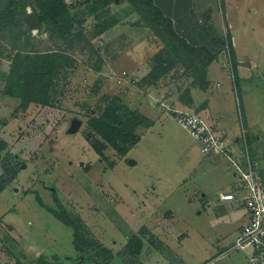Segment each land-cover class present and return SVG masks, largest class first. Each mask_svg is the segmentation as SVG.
Returning <instances> with one entry per match:
<instances>
[{"label": "rangeland", "instance_id": "1", "mask_svg": "<svg viewBox=\"0 0 264 264\" xmlns=\"http://www.w3.org/2000/svg\"><path fill=\"white\" fill-rule=\"evenodd\" d=\"M14 1L20 11L38 9L37 0ZM147 1L116 0L103 6V0H66L74 18L67 35L46 29L28 33L23 24L0 14V190L8 189L0 195V214L14 209L8 218L16 222L18 217L56 254L32 250L33 243L17 246L11 240L15 229L0 217V264H249L243 252L224 254L237 238L236 225L217 226L206 214L211 208V215H217L216 206L229 214L235 211L218 202L225 187L206 198L201 193L205 188L196 187L199 192L191 202L178 196L167 199L159 211H176L170 226L163 223L167 214L157 215V206L145 193L157 182L151 171L159 163L167 182L161 193L167 195L185 173L176 170L179 164L188 161V170L203 160L199 145L177 123L175 113L177 102H191V90L206 89L211 67L223 73L211 75L209 90L217 94V83L229 87L237 120L240 96L231 86L236 55L241 60L237 63L251 64V80L264 89V0H152L163 14L155 22ZM8 2L0 0V13ZM167 20L191 50L183 51L180 40L156 36L152 26L160 23L157 29L166 32ZM114 22L99 34L100 24ZM216 38H231L233 52L215 43ZM48 54L62 60L46 82L47 96L41 99L47 102L28 103L30 93L20 88L18 77L10 79L12 69ZM210 57L214 61L208 65ZM251 80L242 89L254 90ZM7 86L16 97L6 93ZM260 94L256 100L263 102ZM256 103L251 97V104ZM120 107L123 125L132 124L124 126L118 138L123 152L111 146L112 134L106 132L104 138L93 122L109 108ZM189 108L201 114L202 107ZM77 120L83 122L81 130L67 134ZM127 135L130 142L125 141ZM219 158L226 180L236 181L226 159ZM144 202L157 213L144 215ZM47 210L72 220L77 237L73 227L58 223ZM22 233L18 236L24 239ZM180 236L188 240L179 244ZM166 238L181 257L170 252Z\"/></svg>", "mask_w": 264, "mask_h": 264}, {"label": "crops", "instance_id": "2", "mask_svg": "<svg viewBox=\"0 0 264 264\" xmlns=\"http://www.w3.org/2000/svg\"><path fill=\"white\" fill-rule=\"evenodd\" d=\"M236 57H237V61H241L239 60L237 55ZM249 70H250L249 68L240 67L237 64V73L240 78V83L238 84V86H236V84L231 80L232 89L235 92H237V89H238L237 93L240 96V99H236V102L238 103L239 111H241V120L240 119L237 120L236 115L234 113L233 97H232V92L229 89V87L225 89L223 85H221L220 83H217V86L215 87V89L217 90V94L214 93L215 92L214 88H211L209 90V88L212 87L211 86L212 80L210 78L211 75L217 76L223 73V71H212V67L210 68L209 74L207 76L208 85L206 89L203 92L196 91L194 89L191 90L190 91L191 102H189L188 104H183V105L182 104L179 105L177 102L176 108L178 107L177 108L178 111L190 112V111H195V110L189 107H192V108H196L198 106L202 107L201 111L199 112L201 113L200 115L209 119V121L212 123V126L216 129L218 134L221 135L223 139L225 140V142L230 146V150L233 153V155L238 158H240L242 155L240 137L245 132L246 136L248 137V142H249L251 153L254 156L255 160L259 163L261 167V176L264 179V101L258 102L256 100V98H258L257 97L258 94L261 95L260 93L262 92L264 93V89L259 88L258 86L259 82H256L257 80L255 79L251 80ZM225 73L227 74V72ZM249 80L252 81V83L250 84L254 88V90L242 89V85L248 84ZM224 90L228 91V96L226 95V97L224 94ZM251 97L257 102L256 105L251 104ZM223 98H224V101L222 100ZM193 106H196V107H193ZM232 112L234 113V115H230L232 114ZM150 129L143 135L142 140L145 137V135L150 131ZM235 143L236 145H234ZM201 153L203 156V160L197 162L195 165H191V167L188 170H186V167H184L188 163V161L183 164H179V168L176 170H179V171L185 170V173L183 174V177L178 174V176L182 178L181 181L178 183L176 190L175 189H174L175 191L172 190L167 195L166 194L162 195L161 193V186L167 183V182L165 183L166 177H165V174L161 170V164L159 163L157 168L155 167L153 168V171H151V177L157 180V182L153 183L151 186L152 187L151 190L147 191L145 194L147 197H151V199H153L152 203H155V205L158 208V211H159V207L161 208L162 203H166L165 201H167V199L169 198L172 199L174 196H178L177 199H179L180 201H184V202L190 201L191 202L192 198H195L196 193L199 192L194 189L196 187L199 189L202 187L205 188V191H201L202 196L204 198H206L207 195L209 196V195L218 194L217 191H219L223 187L227 189L226 192L232 191L234 189L235 180H226V177H225L226 173L224 171L225 169L222 168L221 165H218L219 162L217 158L219 157L215 155L206 156L202 152V149H201ZM226 165H227V170L230 171L228 161ZM168 182L169 184H171V181H168ZM10 184L11 183H9V185ZM9 185H7L6 187H9ZM188 187L190 188L188 189ZM7 190H8L7 188L2 189L0 191V195L4 193V191H7ZM210 203L213 204V201H210ZM219 204L221 205L220 202ZM226 204L233 207L235 211H232L229 214L228 213L229 211H227L226 209H222L220 206H216L213 209H217L218 213L214 212L217 215H211V210H212L211 208H208L206 214H209L208 217H211L214 220V222L217 224V226L236 225L234 229V232H235L234 234L238 236L237 232L239 234L242 226L246 222V219H247L246 212L243 208L239 207L235 203H226ZM226 204L222 203L221 206L225 207L224 205ZM42 205H43L42 208H47L44 204ZM151 208L152 206L150 204L145 203V205L142 206L141 211L144 215L146 214L154 215L155 213H157V212L151 213V210H150ZM14 211H15L14 209H10V210L3 212L2 215L0 214V217L6 223L8 222L11 228L15 229V231L11 232L12 234L11 240L13 241V243H15L17 246L19 243L20 245H23V244L30 245L33 243L36 248L32 247L31 248L32 250H35V251L38 250L39 253L42 250H43L42 253L46 251L51 252L48 250L47 246L44 244V242L41 239H36L34 237V234L32 233V231L29 229L27 224L22 222V220H19V218L17 217V219L19 220V221L18 220L16 221L18 223L17 224L14 221L15 220L14 217L8 218V215L10 213H13ZM50 213L52 214V212ZM163 213H166L167 216L169 217L167 221L163 220V223H167L168 226L172 225L173 219H175V217L177 216L176 211L171 210L168 207V209L164 210L163 212L159 211L157 215H160V214L163 215ZM199 214L202 215L201 212ZM52 216L54 217L55 221L63 224L64 226H67L66 224H64V222L59 220L54 214H52ZM21 218L23 219V217ZM239 221L241 222L239 223ZM161 223H162V220H161ZM29 225H31V223H29ZM166 228L169 230V227H166ZM165 231H166L165 236L168 237L169 232H167V230ZM24 232L26 233L25 235L26 237L24 239H21L18 235L21 233L25 234ZM186 237L187 236H184V237L180 236L179 244L186 242V240H188V238ZM166 241L168 242V249L170 250V252H174V255L177 256V258L181 257L178 253V250L174 251V249L171 247L170 239L166 238ZM242 252H243V255H245V257L247 258L248 263L252 264L250 261L251 251L245 250ZM50 254L56 255L53 252H51Z\"/></svg>", "mask_w": 264, "mask_h": 264}, {"label": "trees", "instance_id": "3", "mask_svg": "<svg viewBox=\"0 0 264 264\" xmlns=\"http://www.w3.org/2000/svg\"><path fill=\"white\" fill-rule=\"evenodd\" d=\"M116 0H103V6L109 5L110 3H114ZM147 7L149 8L150 14H152L154 17L152 19V22L157 21L158 19L163 18V14L154 7L152 0L147 1L146 3ZM19 5L14 0H9L7 8L2 11L0 14L4 15L7 18L12 19L15 23V25H24L22 22V16L26 14L27 11L19 10ZM37 10H32L37 18L38 24H39V31L41 30H48L52 33H57L59 35H67L71 32V30L74 27V18L69 13L68 6L66 4V0H37ZM166 32H162L161 30L157 29L158 26L161 24L158 23L156 26H152V29L154 30L156 36L167 39H177L180 40V43L183 45L185 49L183 51L191 50V48L188 46L186 41L181 40L179 36L175 33V31L172 28V24L169 20L166 21ZM115 25V22L112 24H100L99 25V34H102L109 28L113 27ZM25 26V25H24ZM26 27V26H25ZM27 29V28H26ZM28 33H30L27 30ZM215 43H222L223 45H227L228 48L233 52L234 48L232 45L231 38L226 39L223 41L221 38L219 39H213ZM62 60V57L57 54H48V55H42L37 56L34 58L29 59V62L26 66L23 64H15L16 68L14 67L12 69V73L10 74V79L13 80L15 77H18L20 81V88L25 89L28 93L26 98L28 103H46L47 100H42L41 98H44L47 96V90H46V82L52 77L53 72L59 67L60 61ZM214 61L213 57H210L207 60L208 65H210ZM233 76H234V82L236 86L240 83V78L237 73V60L233 58ZM10 85V84H9ZM18 86V85H17ZM6 93L12 97H16L15 92L12 87L7 86ZM43 90L44 95H39V92ZM25 91V94H26ZM122 108H109L107 113L104 114V116L101 119H95L93 122L96 123V126L94 129L98 131L104 138H107L106 132H109L112 134V138L109 139V142L111 143V146L119 151L123 152L124 150L120 149V146L118 145V138L120 137L121 131H123L124 126H132V124H125L123 125V115L119 114L118 111H121ZM134 120L137 118L132 115ZM119 126H122L121 128H118ZM128 138H126V142H130L129 138L130 135H127ZM135 144V142H132ZM91 145L93 149L102 156V151L97 147V145L94 142H91ZM1 191V190H0ZM52 212V210H49ZM59 220L64 222L67 226H71L75 230V236L77 237L78 229L77 226L72 220H70L67 216L66 217H59L57 216Z\"/></svg>", "mask_w": 264, "mask_h": 264}, {"label": "built area", "instance_id": "4", "mask_svg": "<svg viewBox=\"0 0 264 264\" xmlns=\"http://www.w3.org/2000/svg\"><path fill=\"white\" fill-rule=\"evenodd\" d=\"M177 123L199 145L206 156L226 159L234 175L232 191L219 194L220 203H235L246 212V222L234 244L224 253L251 251L252 264H264V179L261 167L251 153L245 132L240 137L242 155H233L208 118L195 112L177 111ZM236 145V143L234 144Z\"/></svg>", "mask_w": 264, "mask_h": 264}, {"label": "water", "instance_id": "5", "mask_svg": "<svg viewBox=\"0 0 264 264\" xmlns=\"http://www.w3.org/2000/svg\"><path fill=\"white\" fill-rule=\"evenodd\" d=\"M22 22L24 23V25L26 26L27 30L30 33H34V32H38L39 31V24L37 21V18L34 14V12L32 10H28L26 12V14L23 16L22 18ZM239 66H243V67H251L250 63H242L239 62L237 63ZM83 122L81 120H77L67 131L68 134L73 135V134H77L81 128H82ZM131 165H134L135 162L131 161L130 162Z\"/></svg>", "mask_w": 264, "mask_h": 264}]
</instances>
